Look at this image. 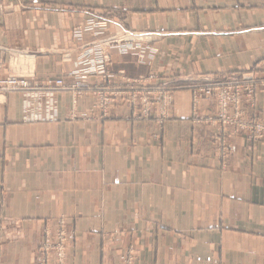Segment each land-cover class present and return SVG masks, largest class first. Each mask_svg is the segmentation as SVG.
Returning a JSON list of instances; mask_svg holds the SVG:
<instances>
[{
	"label": "crops",
	"instance_id": "obj_1",
	"mask_svg": "<svg viewBox=\"0 0 264 264\" xmlns=\"http://www.w3.org/2000/svg\"><path fill=\"white\" fill-rule=\"evenodd\" d=\"M0 1L10 3L0 77L71 82L61 53L93 16L153 31L147 45L111 54L114 72L184 85L160 126L73 118L91 94L0 93V264H39L42 231L61 215L71 264H121L128 246L134 264H264V141L231 135L220 160L212 106L201 101L197 118L188 82L248 69L264 78V0ZM257 100L264 119V95Z\"/></svg>",
	"mask_w": 264,
	"mask_h": 264
},
{
	"label": "rangeland",
	"instance_id": "obj_2",
	"mask_svg": "<svg viewBox=\"0 0 264 264\" xmlns=\"http://www.w3.org/2000/svg\"><path fill=\"white\" fill-rule=\"evenodd\" d=\"M10 11V3L0 1V15L6 14ZM93 19L95 23L94 30L90 33H83L88 27L89 20ZM104 23V24H102ZM78 29L82 34H78ZM128 31L131 35L129 47L131 50L138 48L141 44H146L153 38V31L149 29L133 30L126 29L120 25H107L106 21H102L100 17H87L83 23L77 24L72 29L73 39H75L76 47L73 50H64L61 53L63 62H71L72 66L68 70L67 75L72 77V81L67 83L63 80V77H57L54 79L41 80L34 75L30 74H17L8 73L7 75L0 77V80L6 79L10 76L24 77L29 80H36L42 84H53L57 79L61 80L62 86L32 89L27 91L43 92V91H70L81 97L85 94H91L93 100L89 107L83 111L73 114V118L83 119H110L115 116L123 118L126 121H142L151 120L156 125H162V123L171 118V99L173 91L184 87L180 84V80H158V75L153 72L146 74H140L136 77H130L125 74L123 70L113 71L111 68V54L114 52L129 53L131 50H112L115 44H109L108 39H112V36L116 33ZM130 39V37L128 38ZM97 46L104 47L106 51H110L107 69L110 71L108 79L104 80L100 73L87 74L86 76L80 75L79 68L83 66L84 62L87 64L89 57L88 51L94 49ZM82 50H87L85 57L79 58V53ZM73 53V55H71ZM76 69V70H75ZM82 76V77H81ZM124 76L128 79H135L141 76L148 78L150 90V101L147 105V111L141 108V104L137 103L135 98L134 106L130 105L127 99L122 101L103 103L102 107L98 105L97 95L101 89H104V84L118 83L121 81L120 77ZM182 77V76H181ZM83 79L82 82H77L79 79ZM178 79V78H177ZM192 91V110L193 113H198V106L201 101H204L207 105L212 106V112L207 116L217 128V132L214 135V141H216V150L220 160L225 159L233 151V146L229 143L228 138L231 135L242 133L249 141H264V137L256 138L258 128H264V119L257 116V98L258 95H264L262 91V83L264 78L256 76L252 69L247 71H238L228 77H216L215 75H200L199 78H188V82ZM223 88L222 93L218 89ZM226 89L228 92H226ZM249 89L252 90L251 94L248 93ZM26 90V89H22ZM20 89H6L1 90L0 93L8 91H22ZM130 95V94H129ZM133 96V95H131ZM220 96H222L226 102L225 107L220 103ZM246 107V108H245ZM197 116V114H196ZM199 116H197L198 118ZM202 118V117H200ZM227 132V133H226ZM227 134V135H226ZM64 223V241H65V263L71 264L67 260L68 250L73 241L72 232L68 230L67 218L65 216H59L55 219L54 224L49 227H45L42 231L41 241L38 245V262L41 264V256L44 244L47 239L54 240L57 236V229L60 222ZM52 254V253H51ZM135 262V250L133 246H128L124 252L121 264H134Z\"/></svg>",
	"mask_w": 264,
	"mask_h": 264
},
{
	"label": "built area",
	"instance_id": "obj_3",
	"mask_svg": "<svg viewBox=\"0 0 264 264\" xmlns=\"http://www.w3.org/2000/svg\"><path fill=\"white\" fill-rule=\"evenodd\" d=\"M95 23L93 19L89 20L88 27L83 31V33H90L94 30ZM81 29H78V34H82L80 31ZM130 37V39H128ZM131 35L128 33V31H124L121 33H116L112 36V39H108L109 44H115L113 47H110L112 50L114 49H120V50H131L132 47H129V41L131 39ZM106 51L104 47L97 46L94 49L88 51V57L89 60L87 64L84 62L83 66L80 67L78 70L80 75L86 76L87 74H93L99 72L101 77L106 80L110 76V71L107 69L108 64V56L109 53L112 51ZM87 50H82L79 53V58L81 56L85 57V53ZM76 70V69H75ZM82 77V76H81ZM121 81L118 83H112V84H104V89H101L97 95V102L100 107H102L103 103H109V102H116V101H122L123 99H127L130 103V105L134 106L135 100L137 103L141 104V108L145 109L147 111V105L150 101V90H152L149 87L148 84V78L141 76L139 78L135 79H128L124 76L120 77ZM83 79L77 80V82H82ZM56 86H62L61 80H56L53 84H41L36 80H29L24 77H15L10 76L6 79L0 80V89L6 90V89H26V90H34V89H40L41 87L44 88H50V87H56ZM262 91L264 92V83L261 85ZM219 92L222 93L223 88L218 89ZM226 92L228 90L226 89ZM252 90L249 89L248 93L251 94ZM130 94V95H129ZM133 95V96H131ZM135 98V100H134ZM220 103L223 107H225L226 102L222 96H220ZM256 138L264 137V128H258V132L255 136ZM64 251H65V241H64V223L63 221L60 222L59 227L57 229V236L54 240L47 239L43 251L42 256L40 258L41 264H66L65 263V257H64ZM52 253V254H51Z\"/></svg>",
	"mask_w": 264,
	"mask_h": 264
}]
</instances>
